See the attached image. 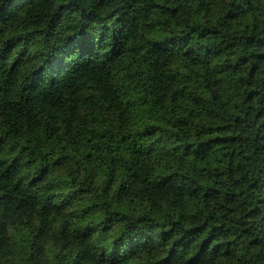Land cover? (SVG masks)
Masks as SVG:
<instances>
[{"label": "trees", "instance_id": "1", "mask_svg": "<svg viewBox=\"0 0 264 264\" xmlns=\"http://www.w3.org/2000/svg\"><path fill=\"white\" fill-rule=\"evenodd\" d=\"M187 2L145 6L147 15L155 8L175 24L144 37L150 45L144 60L133 58L144 45L126 43L105 64L92 57L101 42L91 29H109L104 43L111 51L112 24L135 7L131 0H0V208L18 221L12 264H28L33 232L71 237L79 249L73 264H181L170 259L174 252L187 261L206 243L227 254L242 237L252 236L249 244L264 238L252 235L249 223L264 222V34L237 23L239 4L220 19L213 7L210 19L176 20ZM209 2L223 0H200V10ZM154 19L153 29L167 22ZM173 45L190 74L160 71V50ZM61 50L84 56L73 63ZM121 59V90L151 105L137 113L130 110L134 102L120 99L131 131L117 139L104 115L112 104L105 108L100 100L116 99L111 66ZM57 135L69 148L81 145L83 164L45 150ZM182 139L212 147L193 149L181 167L174 152ZM168 141L172 149L161 153L159 145ZM56 255L50 246L49 257Z\"/></svg>", "mask_w": 264, "mask_h": 264}, {"label": "clouds", "instance_id": "2", "mask_svg": "<svg viewBox=\"0 0 264 264\" xmlns=\"http://www.w3.org/2000/svg\"><path fill=\"white\" fill-rule=\"evenodd\" d=\"M163 2L164 0H131V4L135 7L130 6L128 12L125 13V16L122 17L120 21L112 24L111 51H105L107 45L104 43L109 29L107 27L101 29L99 24L93 27L91 29L92 38L95 41V37L98 36L101 43H94L96 50L92 57L102 58L105 64H111L112 61L116 60L117 56H119L122 52H125L126 43L129 48H134L137 42L144 45V47L142 50H137L133 53V58L141 61L147 56H150V53H148L150 45L145 43L144 37L148 36L149 39H151V30L166 32L167 29L175 24L176 21L169 17H160L159 12L156 11L155 8H153L151 15H147L141 10L145 8V6L151 7L153 4ZM237 4L241 5V9L238 11L242 10L243 13V19L241 21H237V23L247 22L250 27L246 29V31H252L251 26L254 25L261 34H264V0H223L222 3H218L215 6L209 2L203 6V11L200 10V0H188L187 4H185L186 11L183 16L177 17L176 20L190 22L193 19L194 14H198L204 20L210 19L208 10L213 7H219L220 13L216 18L220 19L228 6L235 8V5ZM138 15L139 19L137 18ZM154 18L164 19L167 22L159 26L158 29H153L152 26L155 25ZM146 25H148L149 28L146 29ZM228 30L234 31V28L229 26ZM130 34L133 36L131 41L128 39ZM193 42H195V37H193ZM156 47L160 48L159 45ZM174 47L175 45L160 50V54L162 56L160 71L173 74L177 77H182L186 73L190 74L192 68L187 59L182 56L181 52H174ZM179 47L183 49L184 44H180ZM61 54L66 61L71 60L73 63L76 62V57L84 56V54L78 52L77 50L70 52H63V50H61ZM124 66V59L117 61L111 66V71L113 72V84L118 90L113 92V96H115L116 99L108 101L103 99L100 100V103L104 104L105 108H107L108 104H112L111 115L107 111H105L104 115L110 120L111 130L109 134L114 135L117 139H119L121 135H125L127 132L131 131V126L127 120V105L120 104V99L134 102L131 105L130 110H134V112L137 113L146 111V109L151 105V101H149L147 105L142 104V102L137 99L135 93L129 95L121 90L123 75L121 69ZM205 67L209 72H211L215 68V62L208 63ZM195 68L197 71L203 73V68H201L200 65H196ZM200 79H204L203 74ZM118 80L120 83L117 82ZM179 86L182 87L183 84L181 83ZM121 113L122 115H120ZM223 114L226 115L227 113ZM117 115H119V119L116 118ZM203 123L204 122L202 120H199V124ZM87 127V125H84L81 128V131H86ZM105 128L107 130L108 125H106ZM181 131L185 136L188 134L187 129H183ZM152 139H155V137H152ZM173 139L176 138L173 137ZM33 143H35V141H33ZM180 144L181 147L175 150L174 155L177 156L178 163L181 167H183L186 162L192 160V156L189 155V152L193 149L197 152H201L210 151L212 147V142H208L207 145L203 147L196 144L187 146L183 139L180 140ZM170 149H172V143L170 141L159 145L158 148L161 153L168 152ZM45 150L55 151L57 154L62 156L70 154L73 158V163L78 160L81 164H83L81 145L77 143L69 148L68 144L65 143L63 135H57L49 140L45 145ZM113 154L115 155V153ZM201 166L203 167V165ZM191 170H195V168L193 167ZM221 179L227 180L228 178L227 176H223ZM235 179L238 180L239 175H237ZM227 190L230 191L231 189ZM11 217L12 212L10 209L0 208V264H12V261L16 258V227L18 221L16 223H12L10 221ZM236 219H239V217L237 216ZM249 223L251 225L250 230L252 231V235L259 234L260 237H264V222L255 220L254 222L249 221ZM236 234L239 235L240 233L237 232ZM33 237L34 239H30L27 242L28 255L30 256L28 264H73L74 260H78V257L75 256V252L79 249L74 243H69L71 237L65 239L61 237L59 232L55 235H53L52 232H49L44 236H40L36 232H33ZM229 239H234V237H229ZM251 239L252 236L242 237L241 241H238L235 246L231 247L227 254L224 252L223 247L209 248L206 243L205 246L201 248L200 252L190 260L185 261L184 252L179 254L174 252L170 259H176L178 262H181V264H264V238L258 239L255 244H249V240ZM50 246H54L57 251V255L52 258L49 257Z\"/></svg>", "mask_w": 264, "mask_h": 264}]
</instances>
